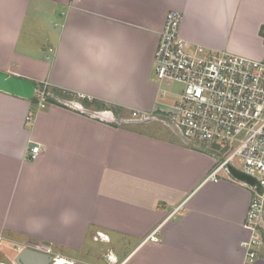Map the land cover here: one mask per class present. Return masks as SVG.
<instances>
[{"label": "crops", "instance_id": "1", "mask_svg": "<svg viewBox=\"0 0 264 264\" xmlns=\"http://www.w3.org/2000/svg\"><path fill=\"white\" fill-rule=\"evenodd\" d=\"M171 10L191 50L264 59V0H0V70L51 99L0 90V241L24 234L86 263L113 250L124 264H264V245L251 261L244 244L252 189L209 179L210 154L131 116L167 106L152 75ZM255 234L264 243V218Z\"/></svg>", "mask_w": 264, "mask_h": 264}, {"label": "built area", "instance_id": "2", "mask_svg": "<svg viewBox=\"0 0 264 264\" xmlns=\"http://www.w3.org/2000/svg\"><path fill=\"white\" fill-rule=\"evenodd\" d=\"M181 21L180 11L168 12L153 69L161 97L171 92L170 86L178 84L175 97L166 107L134 111V119L161 121L186 145L199 149L201 144H208L218 150L214 155L219 161L207 176L209 179L219 180L222 170L231 174V165L260 182L262 192L245 183L254 192L247 219L254 235L244 242L253 261L257 256L255 246L264 245L261 236L255 234L264 218V59L227 50L207 54L193 51L181 35ZM46 88L47 84L44 94ZM31 151L30 158L36 159L40 145H34ZM236 158L242 168L233 163ZM96 239L108 241L109 236L99 232ZM42 250L53 254L48 264H93L57 255L50 249ZM105 258V264H124L113 250Z\"/></svg>", "mask_w": 264, "mask_h": 264}, {"label": "rangeland", "instance_id": "3", "mask_svg": "<svg viewBox=\"0 0 264 264\" xmlns=\"http://www.w3.org/2000/svg\"><path fill=\"white\" fill-rule=\"evenodd\" d=\"M154 69V68H153ZM152 81L155 83L156 86H158V79L157 77L155 76V73H153L152 75ZM45 85L42 86V84H38V89H37V93H36V100L38 101V103H42V102H46L49 100V96H50V92H49V88H46V93L44 94L43 93V89H44ZM179 88V85L178 84H173L172 86H170V90L171 92L168 93V95L165 96V98L163 99L164 103L166 105H168L167 103H170L173 101L174 97H175V90H177ZM131 113H129L130 115ZM131 116L133 117L134 119V115L131 114ZM132 119V120H133ZM136 122L138 120L134 119ZM135 121H132V122H135ZM149 122V123H148ZM146 123H148L144 128H147L153 132H156V134H159L163 137H166V138H173V139H178L177 141L180 142V140L182 139L180 136H173L171 133L172 131L161 121H155V120H152V121H148ZM137 123H140V122H137ZM145 123V121L143 122ZM183 142V140H181ZM192 148H194L193 146H190ZM208 148L205 150V148ZM196 150H200V151H203L205 153H208L212 156V158H214L215 160V165L218 163L219 161V157L215 156L214 153L217 152L218 150L216 149H213L210 145L208 144H201L199 149L195 148ZM233 163L238 167V168H242V164L238 161V158L234 159L233 160ZM220 177L222 176H226V178L230 179V180H233L232 178H234V176L228 172H226L225 170H222L219 174ZM232 177V178H231ZM253 196H254V192H253ZM252 196V198H253ZM6 234V233H5ZM14 234V233H12ZM6 235H9V234H6ZM5 235V237L2 239V241H0V262H5L7 264H16L14 259H15V256L18 254V252L24 247V245H34L35 243L34 242H23L27 239H30L31 237L27 236V235H24V234H15V235H12L10 236L9 238H7V236ZM90 239V249L92 251H102L104 252L106 250V245L107 243H102V241H95L92 237L91 238H88V240ZM44 242H47V243H51V242H48V241H44ZM23 243V244H22ZM30 243V244H29ZM37 243V242H36ZM112 244V243H111ZM35 245H41L42 247H45L46 249H50L51 248L48 246V245H44V244H40V243H37ZM51 245H54V248L56 249V251H62V246H58V244H51ZM37 248H40V249H45V248H41V247H37ZM52 251V250H51ZM109 250H106L105 251V256L107 254ZM63 253L60 252V254L64 255L65 257L67 258H70V259H74L76 261H79V262H94V259L93 257H91V255H86L85 253H81V254H77V255H74V254H67V253H70V252H67L66 250H63L62 251ZM104 256V258H105ZM76 257V258H74ZM106 263V259L102 262H99V263H93V264H105Z\"/></svg>", "mask_w": 264, "mask_h": 264}, {"label": "water", "instance_id": "4", "mask_svg": "<svg viewBox=\"0 0 264 264\" xmlns=\"http://www.w3.org/2000/svg\"><path fill=\"white\" fill-rule=\"evenodd\" d=\"M37 89V81L0 70L1 91L31 100L36 96ZM228 167L234 178L253 187L256 186L257 191L262 192V186L254 176L246 174L245 172L238 170L231 165ZM52 259L53 254L48 251L37 249L31 246H25L15 256L14 261L16 264H48ZM0 264L6 263L0 262Z\"/></svg>", "mask_w": 264, "mask_h": 264}, {"label": "trees", "instance_id": "5", "mask_svg": "<svg viewBox=\"0 0 264 264\" xmlns=\"http://www.w3.org/2000/svg\"><path fill=\"white\" fill-rule=\"evenodd\" d=\"M49 100L51 101L50 97H49ZM49 100H48V101H49Z\"/></svg>", "mask_w": 264, "mask_h": 264}]
</instances>
